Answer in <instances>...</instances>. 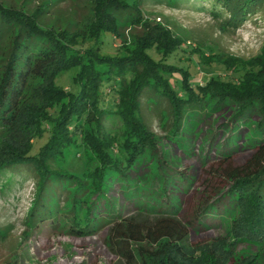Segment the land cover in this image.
I'll return each mask as SVG.
<instances>
[{
	"label": "rangeland",
	"instance_id": "obj_1",
	"mask_svg": "<svg viewBox=\"0 0 264 264\" xmlns=\"http://www.w3.org/2000/svg\"><path fill=\"white\" fill-rule=\"evenodd\" d=\"M0 3L27 15L39 14V24L65 31L74 49H89L100 56L136 54L149 36H162L167 48L178 43L180 48L165 58L153 50L148 53L155 62L185 73L190 88L211 80L238 83L245 71L234 68L233 60H259L264 51V3L238 24L230 20L227 12L213 9L206 0H183L174 6L141 0L137 12L132 8L118 12L105 3L102 13H98L97 0H0ZM206 60H210L211 65L202 64ZM224 62L230 69L223 65ZM76 72L72 69L60 73L53 82L48 77L30 82L22 104L24 112L7 128H0V163L12 156H22L32 144L33 153L45 144L52 130L47 118L58 117L60 104L65 107L64 111L71 101L63 99L55 104L54 99L59 95L54 94V90L76 95L79 90L73 80ZM179 73L170 76L169 82L182 96ZM107 88L102 105L111 109L116 98L110 92L111 88ZM148 96L153 100L147 101ZM148 96L141 102L139 116L148 127L150 146L155 148H145V162H148L144 163L147 166L141 168L138 176L148 174L149 169L154 171L159 161L173 178L169 179L168 193L163 197L180 200L174 223L176 229L185 231L187 238L182 247L184 256H178L171 243L160 242L161 249L173 259L171 264H264V231L249 232L242 227L246 206H238L228 218L222 216L229 203L225 192L230 186L223 169L244 167L254 152L248 146L250 139L260 131L258 138L264 141V119L255 113L254 117L243 121L237 148L232 152L226 139L233 125L230 116L237 105L231 102L234 106L214 111L218 100L207 95L197 110L186 112L191 115L185 122L190 131L185 132L183 142H179L170 135L167 102L155 95ZM26 112L44 118L45 134L40 135L38 122L29 124L26 121L29 119ZM102 123L99 137L105 138L106 134L119 136L126 129L125 121L115 114H105ZM78 125L81 130V123ZM86 129L80 133L86 135L82 137L86 142V156L98 160L103 145L87 141ZM220 148L223 150H218ZM68 149L71 152L64 150L62 156L67 158L72 172L81 173L86 163L82 150ZM222 154L232 159L224 164L225 159L220 158ZM181 176L182 180L178 178ZM37 183L38 177L32 166L10 167L0 173V264H141L140 259L129 261L112 249L108 241L109 231L115 223L137 213L153 217L150 206L164 208L168 205L167 202L155 203L146 198L147 195L138 200L136 194L132 195L136 187L134 183L128 185V193L121 184L114 183L104 200L99 202L100 214L110 222L95 236L78 237L69 232L68 217L59 215L70 203V189L54 193L57 216L44 213L43 206L30 215L37 198ZM107 202L109 207H106ZM210 205H214L217 211L212 215L204 214ZM40 212L42 217L38 215ZM147 226L139 224L137 229L142 231ZM142 246L148 251L157 248L149 244ZM146 262L158 264L156 259H146Z\"/></svg>",
	"mask_w": 264,
	"mask_h": 264
},
{
	"label": "trees",
	"instance_id": "obj_2",
	"mask_svg": "<svg viewBox=\"0 0 264 264\" xmlns=\"http://www.w3.org/2000/svg\"><path fill=\"white\" fill-rule=\"evenodd\" d=\"M140 1L97 0L96 4L98 13L104 12L105 3L107 7H112L118 12L126 8L137 12ZM153 1L160 5L174 6L183 0ZM206 1L213 9L227 12L230 20L237 24L264 3V0ZM39 16L27 15L21 10H14L0 3V128H7L24 112L22 104L33 79L48 77L53 82L60 73L76 69L73 80L79 90L76 95L61 89L54 90V94L59 95L54 99L55 104H59L63 99L71 101H68L64 111L65 107L60 104L58 117L47 118L52 129L47 141L34 153L32 144L22 156H12L4 160L0 163V173L10 167H33L38 177V192L30 215L42 208L50 217L57 216L54 193L70 189V203L59 215L68 217L69 232L78 237L95 236L110 222L105 219V215L100 214L99 202L104 200V195L114 183L121 184L125 190L129 184H136L132 195L136 194L138 200L147 195L146 198L155 203L167 202L168 205L164 208L150 206L149 211L153 212V217L137 213L125 221L115 223V227L109 231L108 241L119 256L129 261L140 259L141 264H147L146 259H156L158 264L174 263L170 255L161 249L160 242L165 240L166 244L171 243L178 256H184L182 247L187 234L180 228L176 229L174 223L180 200L176 197H163L168 193L169 181L173 179L166 167L158 161L154 171L149 169L148 174L138 176L141 168L147 166L144 165L148 162H145V148L150 146L148 127L139 116L141 102L148 95H155L167 102L170 111L167 118L171 119L170 135L173 140L179 142H183V135L190 131L185 127V122L191 115L186 112L197 110L202 105L204 96L209 95L218 100L214 111L224 106H234L235 103L236 110L230 116L233 125L226 139V145L230 144L233 152L240 139L239 131L240 126L244 125L243 121L254 117L255 113L264 119V51L259 60H233L234 68L239 67L245 71L238 83L211 80L190 88L191 83L185 73H179L175 68L155 62L148 53L153 50L165 58L180 48L178 43L167 48L163 45L162 36H149L136 54L121 57L100 56L89 49H74L65 31L42 26L39 24ZM202 64L211 65L210 60ZM223 65L230 69L226 62ZM176 73L181 74L182 96H179L169 82V77ZM107 87L111 88L110 92L116 98L111 109L102 105ZM150 100L153 99L148 96L147 101ZM105 114L121 116L125 121L126 129L119 136L106 134L105 138L99 137ZM26 115L29 118L26 121L29 124L38 122L42 133L40 135L45 134L46 130L42 127L44 118L27 112ZM79 123L82 129L88 128L87 141L103 145L98 160H90L86 156V142H83L82 138L86 135L80 134L82 129H79ZM259 132L248 142L254 152L244 167L223 169L230 186L225 192L229 203L224 207L222 216L224 219L230 217L238 206L244 204L246 211L241 222L242 227L249 232L264 231V141L258 138ZM234 135L235 137H232ZM37 137L35 136V139ZM102 139L104 140L101 141ZM68 148L82 150L86 163L81 173L72 172L67 158L62 156L63 151L69 150ZM154 148L155 146L151 145L148 149ZM220 158L225 159L224 164L232 159L224 154L220 155ZM133 175L137 178L133 179ZM178 178L182 180L183 176ZM137 184H140V187ZM126 192L128 193V190ZM109 206L107 202L106 207ZM207 209L204 214L212 215L217 211L214 205L208 206ZM38 215L43 216L41 212ZM139 224L148 226L141 231L137 229ZM142 244L157 248L155 251H148Z\"/></svg>",
	"mask_w": 264,
	"mask_h": 264
}]
</instances>
